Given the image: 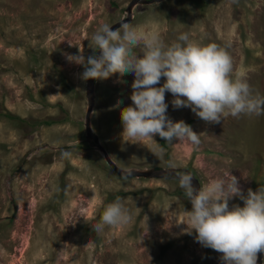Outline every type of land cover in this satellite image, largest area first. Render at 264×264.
Returning a JSON list of instances; mask_svg holds the SVG:
<instances>
[{
  "label": "rangeland",
  "instance_id": "1",
  "mask_svg": "<svg viewBox=\"0 0 264 264\" xmlns=\"http://www.w3.org/2000/svg\"><path fill=\"white\" fill-rule=\"evenodd\" d=\"M127 2L0 0V264H221V254L196 242L195 233L181 234L185 225L167 228L173 215L165 219L160 210L168 203L169 211L191 209L175 178L117 175L85 140L84 69L63 53L80 48L91 55L92 34L125 16ZM151 21L166 43L189 33L227 46L234 69L245 68L251 87L264 95V0H160L133 5L126 22ZM133 80L114 74L93 81L90 129L117 166L172 161L199 187L227 170L245 193L264 185V116L208 124L189 108L174 109L166 92L167 115L188 120L201 144H168L158 135V144L125 142L120 109L132 104ZM62 150L71 157L62 158ZM116 191L124 193L109 197ZM117 198L131 210V222L98 234L93 225ZM234 203L243 206L238 198Z\"/></svg>",
  "mask_w": 264,
  "mask_h": 264
},
{
  "label": "clouds",
  "instance_id": "2",
  "mask_svg": "<svg viewBox=\"0 0 264 264\" xmlns=\"http://www.w3.org/2000/svg\"><path fill=\"white\" fill-rule=\"evenodd\" d=\"M88 41L93 52L87 57L80 48L77 54L63 53L69 63L83 66L82 80H104L114 74L134 76L132 104L120 109V135L125 142L141 144L147 140L158 144L154 139L158 135L168 144L182 140L194 147L201 144L200 133L191 125L184 120L174 122L167 115L166 92L172 94L174 109L189 108L208 124H219L229 116H264V95L251 87L245 68L234 69L227 46L205 43L189 33H181L175 41L166 43L154 21L146 26L121 22L115 30L104 23ZM162 154L161 150L160 158ZM71 155L70 151H61L62 158ZM176 168L174 162H168L191 209L169 211L173 203H168L160 210L165 219L173 215L167 228L173 223L185 225L181 234L195 233L196 242L221 254V264H257L258 254L264 253V185L255 191L248 188L245 193L238 178L227 170L197 189L194 176L176 172ZM234 198L243 206H230ZM177 216L181 217L179 222ZM131 220V210L123 198H117L104 206L93 230L99 234L105 226H125Z\"/></svg>",
  "mask_w": 264,
  "mask_h": 264
},
{
  "label": "water",
  "instance_id": "3",
  "mask_svg": "<svg viewBox=\"0 0 264 264\" xmlns=\"http://www.w3.org/2000/svg\"><path fill=\"white\" fill-rule=\"evenodd\" d=\"M158 1L160 0H128L124 8L125 16L112 22L109 25L113 27V30H115L116 28L120 26L121 22L128 21L131 17V7L135 4H148L152 2H158ZM98 53L99 51L96 52L97 55ZM93 81H94L93 79H89L85 81V84H84V94H85V99H86V108L84 112V122H83L85 140L87 142H92L99 150H101L106 163L117 175L137 176V177L141 176V177H173L175 178L174 173L172 172V170L168 169V166L166 167L156 166V167H148L144 169L121 168L117 166L109 158L107 153L104 151V149L98 142L97 135L94 132H92V130L90 129V125H89V112L91 110L92 103H93V83H94ZM166 170H167V174H165ZM176 172H188L194 176V174L185 167H177ZM128 173H131V174L128 175ZM193 184L195 185L197 189H199V182L195 176L193 177ZM261 256H262V253H259L257 264L261 263Z\"/></svg>",
  "mask_w": 264,
  "mask_h": 264
},
{
  "label": "trees",
  "instance_id": "4",
  "mask_svg": "<svg viewBox=\"0 0 264 264\" xmlns=\"http://www.w3.org/2000/svg\"><path fill=\"white\" fill-rule=\"evenodd\" d=\"M1 113V112H0ZM4 115H6L7 117H14L15 115L14 114H11L10 112H4ZM188 122V120L186 121V123ZM38 123H48V120L44 119V120H39ZM124 192L122 191H116L114 192L113 194H111L109 197H113L115 198L116 196L122 194Z\"/></svg>",
  "mask_w": 264,
  "mask_h": 264
}]
</instances>
